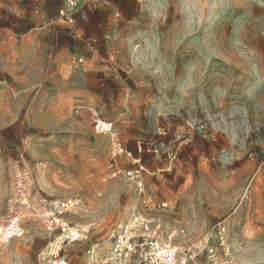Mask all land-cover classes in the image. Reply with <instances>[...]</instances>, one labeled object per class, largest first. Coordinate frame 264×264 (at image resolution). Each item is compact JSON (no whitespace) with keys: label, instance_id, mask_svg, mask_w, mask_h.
I'll use <instances>...</instances> for the list:
<instances>
[{"label":"rangeland","instance_id":"rangeland-1","mask_svg":"<svg viewBox=\"0 0 264 264\" xmlns=\"http://www.w3.org/2000/svg\"><path fill=\"white\" fill-rule=\"evenodd\" d=\"M128 12L103 39L62 19L99 52L98 73L73 63L58 75L40 40L0 43V227L19 217L24 229L0 237V264H40L63 239L69 264L107 251L140 204L113 170L140 164L146 193L169 201L163 218L188 230L190 264H212L210 246L222 264H264V0H139ZM97 115L114 120L111 133H96ZM116 142L132 155L115 164ZM64 199L80 200L62 216L76 240L55 220ZM220 220L227 255L217 235L203 241Z\"/></svg>","mask_w":264,"mask_h":264},{"label":"built area","instance_id":"built-area-1","mask_svg":"<svg viewBox=\"0 0 264 264\" xmlns=\"http://www.w3.org/2000/svg\"><path fill=\"white\" fill-rule=\"evenodd\" d=\"M85 0H62V6L59 9L58 17L77 25V12ZM75 37L83 44L92 47L96 39L86 36L79 30L76 31ZM115 122L108 117L97 115L94 117V126L97 134L111 133L114 129ZM132 155L120 143H115L113 148V160L115 164L122 155ZM141 163V159H135ZM144 165L140 164L139 168L118 169L115 166L112 175L123 174L126 179L135 182L139 195L140 204L133 208L129 216L119 224L116 233L113 235L111 247L103 252L97 253L92 250L90 258L86 264H190L196 256L191 247H185L180 244L181 239H187L190 234L185 227L168 223L163 218V212L170 207L169 201L153 199L148 195L144 178ZM55 211L56 223L61 227L62 232L71 235L72 240L78 239L81 234L73 233L70 225L62 220V216L80 206L79 199H64L56 201L51 205ZM19 217L10 223L6 228H0V237L10 239L14 236L23 234L24 229L19 223ZM85 230V229H84ZM214 235H217L219 244L223 247L224 253L230 252L227 245V230L224 221H219L203 237L207 244ZM202 241V242H203ZM65 243V239L54 249H45L38 255L40 264H69L68 260L59 253L60 248ZM212 264H222L217 249L209 247L207 249Z\"/></svg>","mask_w":264,"mask_h":264},{"label":"crops","instance_id":"crops-1","mask_svg":"<svg viewBox=\"0 0 264 264\" xmlns=\"http://www.w3.org/2000/svg\"><path fill=\"white\" fill-rule=\"evenodd\" d=\"M85 0L77 12L79 27L88 35L99 39L111 37L113 29L118 32L120 20L128 23L136 14H129L131 4L138 5L139 0ZM123 3V4H122ZM62 0H0V10H10L11 22L0 25V43L5 44L12 39L42 41L45 57L49 65L53 64L55 73H67L68 64L83 65L84 69L98 73L102 64L97 60L102 58L98 51L80 48L76 41L68 35L67 25L58 17ZM3 12V11H2ZM125 27V26H123ZM81 58L83 64L78 61ZM81 68V67H79ZM75 68L71 75L87 74ZM107 74V73H106ZM155 164V161H154ZM158 199L157 195L154 196ZM164 198V199H163ZM159 200L168 201L167 197Z\"/></svg>","mask_w":264,"mask_h":264},{"label":"bare ground","instance_id":"bare-ground-1","mask_svg":"<svg viewBox=\"0 0 264 264\" xmlns=\"http://www.w3.org/2000/svg\"><path fill=\"white\" fill-rule=\"evenodd\" d=\"M1 228V227H0ZM74 233V232H73ZM75 234V233H74Z\"/></svg>","mask_w":264,"mask_h":264}]
</instances>
